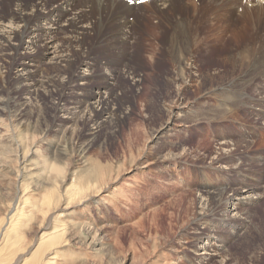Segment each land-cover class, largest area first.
Returning a JSON list of instances; mask_svg holds the SVG:
<instances>
[{"label": "rangeland", "instance_id": "1", "mask_svg": "<svg viewBox=\"0 0 264 264\" xmlns=\"http://www.w3.org/2000/svg\"><path fill=\"white\" fill-rule=\"evenodd\" d=\"M26 1L30 3V0ZM46 1L52 5L56 0ZM247 1L196 0L199 10L211 9L213 4L225 11L228 21H232L230 30L218 39L209 38V34L216 33L218 28L208 26V31H211H205L204 36L213 48L201 51L198 58L200 68L207 70L213 83H231V87L235 84L233 91L226 93L221 92L219 86L216 99L209 98L206 103L212 109V116L218 117L216 121H225H210L211 112L200 113L196 105L193 113L183 116L186 118L181 126L159 134L155 139L154 133L165 118V105L171 103L176 94L170 79L171 62L166 53L170 51L165 48L173 25L164 23L171 13H165V16L163 12L156 11L154 16L160 20L162 15L163 21L155 20L151 14L140 17V22H136L131 31L132 36L128 34L127 41L123 42L127 46H123L112 28L118 25L116 32L127 30L124 24L113 18L123 10L120 3L106 0L104 6L96 9L94 0H73L60 24L68 23L70 20L67 18L73 12H78L82 5H88L84 6L87 13L79 17L77 23H87V33L77 34L74 27L73 30L61 27L56 38L62 57L54 58L59 64L54 60L55 66L52 59L40 62L33 76L37 85L29 88L36 91L31 96L26 95L24 87L16 83L13 75L23 57L21 50H18L14 61L0 59V95L11 98L13 102L11 112L3 115L0 127V230L14 221L17 223L15 234L6 237L5 229L0 231V249L7 250L4 240L14 238L16 233L19 239L24 237L27 244L23 249L25 253L26 249L30 253L37 247L40 242L38 227L42 224L38 219L40 205L33 199L45 194L46 187H52L48 189L56 190L54 192L60 200L58 204H63L67 197L62 194L76 174L86 175L90 170L96 171L98 164L105 167L106 182L116 178L106 192L100 195L94 192L95 196L70 200L67 211L59 212L57 208L47 216L52 224L62 219L67 222L62 225L65 229L61 247L58 248L60 255L57 263L264 264V140L255 141L257 135H263L264 139V115L257 104L264 99V76L259 73L254 75L250 68L253 59L243 60L238 55V51L246 46L260 45L264 25L249 23L247 16L243 20L238 19L231 10V6ZM12 5L13 0H0V14L3 15L0 22L11 24L16 21ZM38 11L31 16L30 22H33H29L28 30L38 22L34 20ZM136 12L130 14V23ZM53 17L58 24L59 18L50 16ZM106 18L111 22H105ZM263 19L264 12L261 14ZM192 25L188 27V33L198 29L195 23ZM96 26L100 31L96 30ZM232 33L237 34L235 38H232ZM221 38L224 43H220ZM136 39L139 40L138 45ZM161 39V47L165 50L159 52L160 44L156 40ZM38 49H43L42 43ZM152 49L154 55L146 57ZM178 53L176 49L171 52L175 56ZM227 55L233 57L225 58ZM235 60L242 61L240 68L234 67ZM85 61L93 64L91 77L77 91L73 86L78 80L74 76L72 79L71 75L88 73ZM252 76L255 81L248 86ZM137 77L140 81L133 86L131 82ZM58 78L69 82L62 90V96L51 86L44 87L45 83H55ZM41 80H44L43 83ZM243 81V90L240 91ZM95 90L108 97V110L103 105L107 112L104 116L97 117L99 107H93V103L87 100ZM198 93L197 88H191L186 91L185 98L191 99ZM223 94L235 96H231L227 108L218 105ZM234 100H240V105H236ZM261 105L264 108V103ZM64 109L67 110L65 113L71 109L69 115H74L76 122L68 120L60 130L53 132V125L67 115H63ZM221 139L227 141L224 148L227 150L220 148ZM51 140L56 143V148L49 147ZM138 156L144 157L145 162H141L142 166L136 164L139 167L133 169ZM220 156L222 160L215 163L214 158ZM144 163L147 166H143ZM104 182L101 181V185L94 189L102 188ZM241 185L247 186L254 197L248 205L238 209L235 217L224 210L225 201L222 205L217 204V193H204L208 192L204 191L206 188L219 192L222 186H231L220 190L225 196L232 190H240ZM25 195L29 198L27 202ZM203 197H207L211 205L205 204ZM210 206L215 210L212 211ZM49 209L52 210L51 207ZM18 210H23L25 217L16 218L14 213ZM210 212L212 214L208 216ZM218 218L228 220L222 224V221H217ZM72 219L74 221H70ZM72 223L75 226L70 228ZM51 228L52 225L47 231ZM199 237H215L218 244L204 249L202 258H192L196 250L200 254Z\"/></svg>", "mask_w": 264, "mask_h": 264}, {"label": "bare ground", "instance_id": "2", "mask_svg": "<svg viewBox=\"0 0 264 264\" xmlns=\"http://www.w3.org/2000/svg\"><path fill=\"white\" fill-rule=\"evenodd\" d=\"M3 1H5V0H3ZM82 1H88V0H82ZM94 1H95L96 9H99L100 7L105 5L106 0H94ZM110 1L112 3L113 2L120 3V6L123 7V10H121L119 12V14L114 16L113 18L117 19L118 22H121V24H124L128 31L121 29V31L118 30L116 32V30L119 28V26L113 25V27H112L113 31H115L114 33H116L114 35H116V37H118L120 39V43L123 46H127V45H124L123 42L127 41L126 39L128 37V34L130 36H132L131 31H133L134 27H136V22H140V17L151 14L152 18H154L155 20H159L157 17L154 16L156 11H158V13L163 12L164 14L165 13L166 14L171 13L169 16V19L164 23L165 25H167V24L173 25L169 40H168V38H166L165 48H166V50L170 51V53L169 52H166V53H167V58L171 62L170 68L172 69V72H171L172 76H170V79L172 81V86H174L176 89V94H175L171 103H166L165 109H164L165 110V118L162 121V123L160 124L159 128L155 131L153 139H155L156 136H158L159 134L162 135L164 132H170L172 130H175L177 127L181 126L182 122L185 121V118H186L183 116L190 114V112L193 111L192 109L196 105L198 106L199 110L201 111L200 113L208 114V112H211V114L209 116L210 121H212V122L225 121V120L216 121V119L218 117L212 116V109L208 108L206 106V103L209 100V98L216 99L215 93L219 89V86H221V88H222L220 91L223 93H226L229 91L232 92L233 91L232 87H234L235 84L233 83V85L231 87L230 86L231 83H226L223 85L222 84L218 85L216 83H213V81L209 79V78H212V76L207 75V70L203 71L200 68L198 58L200 57L201 51H205L207 49L213 48L212 45L208 44L209 42L204 36L205 31H208V29H209L208 26L218 28V31L216 33H210L209 34V38H211V39H213V38L218 39L219 37L223 36L227 31H229L230 28L232 27L230 24L232 21L229 22L227 17H226L227 13L225 11H222L221 9H219L217 6H215L213 4H211V7H212L211 9L206 8L205 10L204 9L199 10L196 0H177V1H175L176 3L173 2V0H154V1L153 0H144L140 4L134 3L132 5L123 1V0H110ZM212 1H215V0H211V2ZM72 3H73V0H56L54 4L48 5L46 0H30V3L27 2L26 0H13V5L11 8V11H13L12 9L14 8V11L16 12V18H17L16 21L12 22L11 24H8V22H4V21L0 22V59H2L3 61H8V59L11 61H14L15 56L18 53V50H21L23 57L21 58V61L18 62L19 64L15 67L17 69L13 71V73H14L13 75L15 76V79L17 80L16 83L22 84L27 96H31L33 93L36 92L34 90H29V88L34 86V85H37V83L33 80V76L37 72V68L39 67L40 62L46 61L48 59H52L51 62L54 63V60H57V59H54L55 57H59V58L62 57V55L60 53L59 43H57L59 41H57V38H56V33L62 29L61 27L65 26V27H67V28L69 27L71 29L74 27V29L77 31V34L87 33L86 32L87 28L85 27L87 25V23L84 25L77 24V23H78V18L79 17L82 18L84 16V14L87 13V9H85L84 6H88V5H82L83 7H81V9L78 12H73L74 14H71L67 18L68 21L70 20L68 23L60 24L61 18L63 16L64 12L69 8V5H71ZM146 6L148 8H145ZM227 7H229L228 4H227ZM141 8H142V10H139ZM221 8H222V6H221ZM231 8H232L231 10H233L235 12L236 17H238V19L241 18L243 20V18L245 16H247L249 18V23H251L253 25L257 24V23L264 25V19L261 20V14L264 12V0H248L245 3H237L235 6H231ZM38 9H39L38 13L34 15L35 22L36 21H38V22L35 24V26L31 30H28L27 28L29 26L30 18L33 15V13L35 11H37ZM104 10H106V9H104ZM82 11H84V12H82ZM132 12H136V14L133 18V22L130 23L128 21V18H130V14ZM166 14H165V16H166ZM0 16H3V15L0 14ZM50 16H56L57 18H59L58 24H57V22H55L54 17L50 18ZM160 16H161V19L159 21H161V20L163 21L162 15H160ZM38 18H39V20H38ZM193 18H195L194 21H193ZM104 20H105V22H109V20L111 22V19L106 18ZM90 21H91L92 26H93V24H94L93 20L90 19ZM32 22H30V24ZM197 22H199L198 25H197ZM193 23H195L197 25L198 29H196L194 32L188 33V27L193 26L192 25ZM58 25H59V27H58ZM141 25H142V22H141ZM90 29H89V31H91ZM96 30L97 31L99 30L97 26H96ZM210 31H211V29L208 32H210ZM120 34L122 35V37ZM235 35H237V34L232 33V38H235ZM240 38H241V36H240ZM115 39L113 40L114 43H115ZM241 40H243V38H241ZM156 41L157 42L159 41L158 43L160 44V47H159L158 51L160 52L161 49H163L161 47L163 39L156 40ZM138 42H139V40L136 39L135 43L137 45L139 44ZM40 43H42L43 49L37 50V48H39ZM220 43H224V40L222 38H221ZM167 46H168V49H167ZM175 49L179 51V53L176 56L171 54V52L175 51ZM138 50H140V48H138ZM163 50H165V49H163ZM151 52L152 53H149L148 55H146V57L154 55V49H152ZM238 52H239V54L238 53L237 54L240 55L241 59H243V60H246V58L247 59H253V61L250 64V68L252 69L255 76L257 73H259L261 76H264V34L261 36L260 45L255 46V47L246 46V47L240 49ZM186 55H188L187 58L185 57ZM236 56H235V58H236ZM231 57H233V55L232 56L227 55V57L225 56V58H228V59ZM57 62H58V60H57ZM84 63H85V67L88 68V70H89L88 73H83V74L77 73V74L71 75V78L74 76L76 78V81L78 80L76 82V85L73 86V88H76L77 91L82 89L87 84L86 82H87L88 78L91 77V76L89 77V75H90V71L92 70L93 64L92 63L89 64L87 61H85ZM58 64H59V62H58ZM241 65H242V61H239V60L236 61L235 60L234 67L238 66L240 68ZM55 66H56V64H55ZM57 67H59V66H57ZM33 68H35V69H33ZM61 77H62V75H61ZM30 80H31V82H28ZM43 81L41 80L42 83H43ZM139 81H140V78L137 77V78L132 80L131 84L133 86H135ZM254 81H255L254 76H252L247 85L252 86V82H254ZM68 84H69V82H64V80L58 78L55 83H49V82L45 83L44 87H47V85L51 86L52 89H56L57 91H59V96H62V90H64V88L67 87ZM236 84H238V82H236ZM243 84H244V81L241 82V84H240V87H239L240 91L243 90ZM51 87H50V89H51ZM71 87H72V85H71ZM106 87H108V90H109V86H106ZM191 88H197L199 90V93L195 94L191 99H187V98H185L186 91H188ZM22 90H23V88H22ZM7 92H8V90H7ZM110 92H111V90H110ZM77 94H79V93H77ZM4 95H5V93H4ZM231 96H233V94H223L219 100L220 102L218 103V105L221 108L229 107L228 105H229V102L231 101V99H230V98H232ZM233 97H235V96H233ZM107 99H108V97L107 98L104 97L103 92L99 91V90H95L92 93L91 97L87 98V100H89L91 102V104L93 103L92 104L93 107H99L100 110L98 111L99 113L97 114V117L104 116L105 113H107V112H105V110L103 108V105H104L105 109H107L106 108V101H108ZM235 99H237V98H235ZM256 100H258V98ZM234 102L236 105H240V100H237V101L234 100ZM261 103H264V99H261L257 102V104L259 105V111L264 115V108L261 105ZM12 104H13V102H12L11 98L2 97V95H0V127H2L3 115L7 116L11 112V109L13 108ZM55 108L57 109L58 106L56 105ZM73 108H75V106H73ZM61 111H63V109H61ZM66 111L67 110L64 109L63 115L64 114H67V115L62 116L63 120H61L58 124L55 123L53 125V129H52L53 132H57L58 130H60L62 128V126L68 120L72 121V122H76V120L73 118L74 115H69L71 113L70 112L71 109H68V113H65ZM93 123L96 124L94 121H93ZM92 128H93V126H92ZM0 129H2V128H0ZM262 138H263V135H259V136L257 135V136H255V141H259V142H260V140L263 141L264 139H262ZM221 140L222 141H220L221 143H219V146H220V148L224 149L227 147V144H226L227 141H225L224 139H221ZM49 143H50L49 147H51V148L57 147L56 143L53 140H51ZM18 144L19 143H17V146L19 147L20 145H18ZM224 150H227V149H224ZM143 158L144 157H142V156H138V158L136 159L137 161L135 162V165L141 164V162H145V160H143ZM221 160H222V156L214 158L215 163L220 162ZM146 163H144L145 165H143V166H147ZM96 166H97L96 171L90 170L88 172V174H86V175L77 176V174H76V177H74L71 180L70 184L68 185L67 191L65 190V193L62 194V196H64V198L67 197V199L63 202V204H61V205L58 204L60 200L58 199V197L56 196V194L54 192L56 190H50V189H52V187L51 188L48 187L50 189H48L46 187L45 189H47V192L45 194L41 195L40 198L33 199V200H36L35 203L38 202L39 203L38 205H40V207L38 209L40 216H38V219H39V223H41L42 225H40L38 227V231H39L38 234H39V238H40V242L37 244L38 246L35 247L30 253H29V249H26V253H25V250L23 251V249H25L27 244L24 242V237H21L19 239V235H18V233H16L14 238H11L9 240H6V239L4 240V244L8 245V248L5 251H3L4 249H2V248L0 249V264H59L56 262V260H57V257L60 255L58 248L61 247L60 246L62 244L61 238L64 236L63 231L65 228L62 227V225H66L67 222H65L66 220L62 219L60 222L55 220V223L52 224L51 219L47 218V216H49L50 214L52 215L53 212L55 211V209H57V208H58L59 212L60 211H67L68 206H69L68 204L70 203V200H75L79 197H81L79 199H82V198L86 197L87 195L88 196L93 195L94 192H97L96 193L97 195H100L101 193L106 192V189L112 185L111 183L114 182V180L116 178H114V180H111V181H109V179H108V181L106 182V180L104 179V177H105V175H104L105 174V171H104L105 167H103L104 165L102 166L103 168L98 164ZM141 166H142V164H141ZM209 166H210V164H209ZM93 167L95 169V166H93ZM136 167H139V166L136 165L135 167H133V169H137ZM129 168H130V166H129ZM127 170H129V169H127ZM18 174H20V173H18ZM16 178H18V177H16ZM16 180H18V179H16ZM62 181H59V182H62ZM99 181L100 182L105 181L106 183L104 182L103 187L100 186L102 188L95 190L94 187L98 186L100 184ZM49 184L53 185V183H49ZM230 187L231 186H222L221 188L218 189L219 192H215L216 191L215 189H210V188L207 189L206 188V189H204V191H208V192H204V193H209V194L217 193V197L215 198L216 200L218 199L217 204L222 205V204H224V201H225L226 204H225V206H223L224 210L226 212H228L229 214H232V217H235V214L238 212V209H240V207L248 205L253 200L252 198L254 197V194L249 192V188L247 186L241 185L240 190H232L230 193H227V194L225 193L226 195L224 196L223 195L224 191H220V190L222 188H224V190H225V189L230 188ZM245 187H247V188H245ZM83 194L85 196H82ZM96 194H94V196ZM25 196H26V198H24V199L27 202L29 200V198H27L28 195H25ZM105 199L108 202L110 201L108 198H105ZM202 200H204L205 204H207V205L210 204L207 197H203ZM212 206H210V207H211V210L213 211L215 209H213L214 206L213 207ZM50 207L52 210L49 209ZM96 208L98 211L101 210L98 207H96ZM221 208H222V206H221ZM85 212H87V211L85 210ZM14 214H16L15 215L16 218H21L22 216L25 217V215H26L23 210H18L17 213H14ZM199 214H201V213H199ZM211 214L212 213L210 212L207 215L209 216ZM208 216H206V217H208ZM226 220H228V219H223V220L221 218L217 219L218 222L222 221V224L225 223ZM70 221H74V220L72 219ZM6 223H9V222H6ZM74 223H72L70 228L75 226V225H73ZM85 223H88V222H85ZM229 223H232V221H229ZM51 225H52L51 230L47 231V229H50ZM16 226H17V223H16V221H14L12 224L5 226L6 228H4L2 226L0 231L5 229V236L7 237L8 234H15ZM40 227L42 229H40ZM224 228H225V226H224ZM43 229L45 230L44 232L42 231ZM2 232H1V234H2ZM20 235H22V234H20ZM69 237H72V236L70 235ZM199 239H201L200 245L198 246V251H200V254H198L197 250H196L192 258L197 257V256L199 258H202V256H203L202 252L204 249L207 250L208 248L215 247L214 243L218 244V240H216L215 237L210 238V239L199 237ZM18 241H21L23 244L19 243ZM187 264H192V263H187Z\"/></svg>", "mask_w": 264, "mask_h": 264}, {"label": "snow or ice", "instance_id": "3", "mask_svg": "<svg viewBox=\"0 0 264 264\" xmlns=\"http://www.w3.org/2000/svg\"><path fill=\"white\" fill-rule=\"evenodd\" d=\"M140 2H143V0H140Z\"/></svg>", "mask_w": 264, "mask_h": 264}]
</instances>
